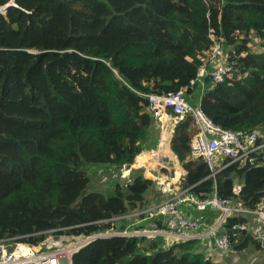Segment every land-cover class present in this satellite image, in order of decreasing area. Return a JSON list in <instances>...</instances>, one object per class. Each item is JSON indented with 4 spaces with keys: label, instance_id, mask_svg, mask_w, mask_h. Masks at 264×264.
<instances>
[{
    "label": "trees",
    "instance_id": "16d2710c",
    "mask_svg": "<svg viewBox=\"0 0 264 264\" xmlns=\"http://www.w3.org/2000/svg\"><path fill=\"white\" fill-rule=\"evenodd\" d=\"M9 1L0 0V7ZM209 34L221 39L232 73L217 84L207 75L191 89L211 47ZM253 39L259 48L251 47ZM179 89L221 129L264 125V0H14L6 6L0 12V239L36 244L50 230L84 237L129 228L126 218L105 221L149 207L153 180L137 172L124 186L114 177L159 133L147 95ZM188 123L174 124L168 141L185 172L182 189L199 199L215 193L259 207L264 163H231L211 175L205 160L190 154ZM88 167L110 171L104 192L87 190ZM235 184L241 185L236 196ZM249 219L234 214L223 226L236 233L234 252L260 249ZM236 224L247 227L232 230ZM145 227L165 224L157 217ZM145 238H97L74 252L71 264H215L199 240L167 246L160 236Z\"/></svg>",
    "mask_w": 264,
    "mask_h": 264
},
{
    "label": "built area",
    "instance_id": "2783aa9c",
    "mask_svg": "<svg viewBox=\"0 0 264 264\" xmlns=\"http://www.w3.org/2000/svg\"><path fill=\"white\" fill-rule=\"evenodd\" d=\"M4 8L5 6L0 7V12ZM209 38L212 41L211 47L205 64L198 67L194 79L189 82L191 89L196 84L202 85L203 78L207 75L210 76L213 84H217L222 83L232 73V65L227 63V55L223 50L221 39L211 34ZM147 98L150 109L154 111L159 121L160 139L169 125L189 121L188 125H191L193 129L189 131L190 154L193 158L204 159L211 170V175L231 163L250 165L264 163V125L248 132L221 129L205 117L198 104L191 105L188 102L184 89L148 94ZM160 145L161 143L154 150L143 151L129 166L123 165L114 178L127 186L134 174L138 172L145 178L149 177L148 179L153 182L157 181V186L162 184L158 194L163 196V200L141 213H146L144 220L162 217L164 229L142 228L133 231H129L128 227L121 231L97 229L84 237L60 234L57 233L59 230H50L45 232L43 239L36 244L16 238L0 239V264H71L72 254L79 248L97 238L111 236H143L152 239L160 236L167 246L178 241L199 240L204 246L205 257H211L215 264H223L222 257L233 253L231 242L236 237L235 232L227 231L223 226L227 218L234 214H245L252 218V237L258 241L260 249L264 251V204L262 203L256 209H247L220 198L215 193L199 199L188 189L180 188L178 184L180 174H177L175 180L176 172L172 176H169L167 172L163 174L164 177L153 176L158 169L167 168L159 157ZM145 155L149 164L137 162L138 157ZM173 157L177 159L175 155ZM176 183L177 188L174 187ZM172 191L174 193L171 196ZM240 191L241 185L235 184L232 189L233 195H238ZM209 211L216 213V216L211 222H206L201 216ZM131 216L132 214L111 217L105 222ZM243 227L247 226L236 224L231 229L237 230ZM214 249L217 255L214 254Z\"/></svg>",
    "mask_w": 264,
    "mask_h": 264
},
{
    "label": "rangeland",
    "instance_id": "374dc122",
    "mask_svg": "<svg viewBox=\"0 0 264 264\" xmlns=\"http://www.w3.org/2000/svg\"><path fill=\"white\" fill-rule=\"evenodd\" d=\"M251 47L253 49L259 48L258 47V43H257V41L255 39L252 40ZM191 97L193 98V100H192ZM191 97L189 96L188 101L190 102L192 100L191 101V103H192L194 101V96L191 95ZM196 103H197V100L194 102V105ZM166 126H165V128H166ZM172 126L173 125H169L167 127V131L164 133V136L162 137V139H160L159 133L156 130H155V133L154 132L151 133L150 135L152 137H151V139L148 142V145H147L148 149H145V150L146 151L154 150V149L157 148L158 144L161 143L160 151L161 152L167 151V150L169 151V149H168V143L169 142L168 141H169V138H170L171 127ZM166 158L167 157L163 154V160H166L168 162V160ZM172 167H173V165L170 164L167 168H164L165 172H167L169 176L173 175V173H171L172 171L169 172L171 169H174V171H175V168H172ZM167 169H169V170H167ZM165 172H162L161 169H158L157 172L155 171L153 176H156L158 178L164 177L163 174ZM87 174L89 176V186H88L87 190H100L102 192H104L106 190V186L108 185L107 183L111 179H109V180H104V179H106L107 175L110 174V171H107V170H105L102 167H88L87 168ZM182 175H183V173L180 174L179 179H178L179 186H181V182L180 181H181V176ZM174 177H175V175H174ZM146 178H149V177H146ZM104 181H106V182L104 183ZM156 182L157 181L153 182L154 185L146 193V199L148 200V206L149 205L150 206L147 207V208H144L143 210H148L149 208L155 206L158 202L163 200V196L161 194H158L159 193L158 191H159L160 187L162 186V184H158V186H157ZM167 183H169V181H167ZM178 184L176 183L174 185V187L177 188ZM180 188L182 189V186ZM152 193H154V195H155L154 198H152ZM173 193H174L173 191L170 192V195L172 196ZM143 210L132 212V216L126 218L127 220H126V222L124 224L125 225L129 224V228H128L129 231L136 230L137 227H135V226H139L137 229L146 228L145 227V221L146 220H144L146 218L145 217L146 213H141ZM143 217H145V218H143ZM248 223H249V225L251 224L252 227H253L252 218H250L248 220ZM251 229H250V233L253 234ZM145 239L148 240L147 237ZM237 255H238L240 260H238V262L234 261L232 264H262L264 262V251L262 249L254 250L252 248H249L247 250L239 252ZM240 261H242V263ZM223 264H224V262H223Z\"/></svg>",
    "mask_w": 264,
    "mask_h": 264
},
{
    "label": "crops",
    "instance_id": "0c3cea01",
    "mask_svg": "<svg viewBox=\"0 0 264 264\" xmlns=\"http://www.w3.org/2000/svg\"><path fill=\"white\" fill-rule=\"evenodd\" d=\"M190 131V130H193L192 129V126L191 125H189L188 126V129H187V131ZM168 149H169V144H168ZM144 151H146V150H144ZM163 154L167 157L166 159L168 160V162L166 161V160H163ZM173 153L171 152V150L169 149V151L167 150V151H163V152H161L160 151V154H159V157H160V160H161V162H162V164L163 165H165V166H169L170 164L171 165H173V167L172 168H175V171L178 173V174H182L183 173V175H184V170L181 168V166L179 165V163H178V161H177V159H175L174 157H173ZM162 170V172H165V170L164 169H161ZM167 170H169V169H167ZM174 171V172H175ZM177 173L175 174V178H174V180L176 179V177H177ZM182 175V176H183ZM182 176H181V178H182ZM153 198V197H152ZM263 204H264V202H263ZM209 212H211V213H214L213 211H209ZM189 214H191V213H189ZM213 219V218H212ZM212 219L209 221V222H211L212 221ZM231 249L233 250V248L231 247ZM244 251V250H243ZM242 252V251H241ZM239 252H234L233 251V253H231V254H229V255H225L224 257H222V259H223V261L222 262H224V264H232L234 261H236V262H238V260H240L239 259V257H238V254ZM214 254L215 255H217V251L214 249ZM241 263H242V261H240Z\"/></svg>",
    "mask_w": 264,
    "mask_h": 264
},
{
    "label": "bare ground",
    "instance_id": "6f19581e",
    "mask_svg": "<svg viewBox=\"0 0 264 264\" xmlns=\"http://www.w3.org/2000/svg\"><path fill=\"white\" fill-rule=\"evenodd\" d=\"M137 162L149 164V161H148V158L146 157V155L144 157L143 156L138 157Z\"/></svg>",
    "mask_w": 264,
    "mask_h": 264
},
{
    "label": "water",
    "instance_id": "95a60500",
    "mask_svg": "<svg viewBox=\"0 0 264 264\" xmlns=\"http://www.w3.org/2000/svg\"><path fill=\"white\" fill-rule=\"evenodd\" d=\"M13 4H14V0H10L9 3H8L6 6H8V5H13ZM6 6H5V7H6Z\"/></svg>",
    "mask_w": 264,
    "mask_h": 264
}]
</instances>
